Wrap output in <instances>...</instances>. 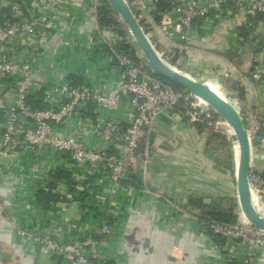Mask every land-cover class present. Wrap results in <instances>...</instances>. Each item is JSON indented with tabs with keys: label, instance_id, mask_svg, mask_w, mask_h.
I'll return each instance as SVG.
<instances>
[{
	"label": "crops",
	"instance_id": "crops-1",
	"mask_svg": "<svg viewBox=\"0 0 264 264\" xmlns=\"http://www.w3.org/2000/svg\"><path fill=\"white\" fill-rule=\"evenodd\" d=\"M92 1L69 0L54 12L49 8L54 28L47 47L37 54L27 48L19 53V58L27 61L36 55L33 62L39 80L50 84L69 80L103 93L118 85L121 69L107 47L108 38L100 28L103 25L99 24ZM7 2L0 0V12ZM234 6L230 2L224 7L220 19L213 12L208 25L201 24L192 30L188 43L164 35L159 28L160 18H156L161 36L153 32L152 42L170 65L199 74L209 86L227 88L228 81L234 80L243 87L228 72L233 70L249 77L257 55L264 52L259 49L264 19L244 43L232 14ZM251 19L254 18L250 17V22ZM105 30L112 40L121 36L108 27ZM230 55H235L237 61L231 60ZM247 81L254 82L250 77ZM252 87L254 111L264 114V85ZM10 91L9 82L0 77V116L10 100ZM244 100L246 109L251 101L246 91ZM113 114L124 121L131 114L129 103L124 100ZM153 131L148 179L163 193L146 187L122 192L110 200V183L102 174L90 178L91 192L86 199L74 195L72 200H59L47 207L38 200L39 187L52 155L40 160H1L0 205L8 210L0 208V264H71L58 255L41 252L37 236L83 238L94 228L101 210L111 215L114 225L111 235L98 237L105 264H224L223 253L216 251L214 239L203 223L194 215L188 217L185 210L190 197L211 198L213 206H223L236 191L234 172H226L224 165L216 162L204 132H198L176 113L160 114L153 123ZM18 230L25 233L19 235Z\"/></svg>",
	"mask_w": 264,
	"mask_h": 264
},
{
	"label": "built area",
	"instance_id": "built-area-1",
	"mask_svg": "<svg viewBox=\"0 0 264 264\" xmlns=\"http://www.w3.org/2000/svg\"><path fill=\"white\" fill-rule=\"evenodd\" d=\"M32 1L8 0L0 12V77L9 82L11 89L10 100L0 116V161L40 160L51 154V164L39 192L56 193L60 201L72 200L78 193H83L86 199L91 192L90 178H98L102 174L107 176L110 183L107 190L110 200L131 189L146 190L152 152V148L149 149L150 136L155 119L162 113L173 112L183 120L189 117L186 122L193 127L192 123L198 121L200 114L211 117L210 110L202 111V101L194 100L191 95L176 90L149 69L145 70L144 66H147L141 60L136 63L118 51L116 47L123 40L127 41L122 36L114 40L106 38L107 47L121 69L118 85L109 91L99 92L87 85H75L69 80L54 84L39 80L33 62L36 55L27 61L20 59L19 53L27 48L37 54L47 47L54 28L53 13L48 10L52 8L54 12L69 0ZM125 1L151 42L156 18H160L159 28L164 35L188 43L195 27L212 21L210 15L213 12L219 14L217 19H220L224 7L230 2L235 4L231 13L239 27L251 25L250 17L264 14V0ZM92 2L98 18L103 6L111 8L108 0ZM103 29L107 27L103 26ZM260 38L259 49L262 50L264 37ZM255 64V68L249 71L250 80L254 81L250 84L262 87L264 52L257 55ZM182 72L191 78L199 77L195 73ZM184 96L191 108L185 114L177 110ZM124 100L129 103L131 114L122 121L113 112L120 108ZM230 100L239 109L248 134L250 194L254 208L264 216V114L250 113L241 105L236 92H231ZM203 135L207 144L209 135L207 132ZM143 140L144 145L139 150ZM209 152L216 158L214 150ZM233 152L234 170L231 166L230 170L228 166L224 165V168L226 172L233 171L236 178L238 151L234 144ZM71 188L75 192L71 193ZM231 198L236 204V222L205 221L200 213L186 212L187 216L194 215L196 220L203 223L208 235L214 239L216 251L223 253L224 264H264V231L245 218L236 191ZM204 199L205 203L213 205V199ZM225 205L214 206L223 208ZM0 208L5 212L8 210L3 204ZM113 230L111 215L101 210L97 223L85 237L64 240L59 236L43 234L37 236V246L41 252L58 255L71 264H105L98 237L109 236ZM17 233L23 235L25 231L18 230ZM1 257L0 254V262Z\"/></svg>",
	"mask_w": 264,
	"mask_h": 264
},
{
	"label": "water",
	"instance_id": "water-1",
	"mask_svg": "<svg viewBox=\"0 0 264 264\" xmlns=\"http://www.w3.org/2000/svg\"><path fill=\"white\" fill-rule=\"evenodd\" d=\"M111 9L114 11L116 17L122 25L126 34L128 43H131L135 49L136 56L147 66V68L154 74L182 87L185 95H191L196 101H202L200 109L204 112L213 109L224 121L218 124V129L227 130L232 136V142L237 147L236 158V194L238 196L240 210L245 218L255 227L264 231V216L260 215L254 208L248 179V167L250 162V145L248 134L243 126L241 113L234 101H228L223 96L218 94L208 85L207 81L197 77L191 78L184 72L170 65L163 56L159 53L158 49L150 41L141 25L137 21L134 13L125 0H108ZM100 24V23H99ZM101 25V24H100ZM105 34L106 38L110 39L108 31L100 27ZM155 33L161 36L157 27L153 25ZM228 74L235 80H240L251 99L247 110L254 113L253 107L254 90L252 85L244 79V77L237 71L230 70ZM221 86V85H220ZM224 94L231 96V91L221 86ZM154 131L150 136L151 150L154 143ZM152 159V153H150ZM147 188L153 192L163 193L157 187L150 184L147 180Z\"/></svg>",
	"mask_w": 264,
	"mask_h": 264
},
{
	"label": "trees",
	"instance_id": "trees-1",
	"mask_svg": "<svg viewBox=\"0 0 264 264\" xmlns=\"http://www.w3.org/2000/svg\"><path fill=\"white\" fill-rule=\"evenodd\" d=\"M163 7H165L163 5ZM264 19V14L257 15L254 19H251V25H243L239 27L240 31V37L242 42H246L252 33H254L256 30V25ZM99 21L100 24H102L105 27H108L114 31H116L119 35L122 37H126L125 31L122 28L121 23L119 22L118 18L116 17L114 11L111 8H108V5L105 7L103 6L99 10ZM118 51L121 53H124L129 57V59H132L136 63H140V59L136 57L135 49L132 47L131 43H128V41L123 40L119 47H116ZM235 55H230V59L233 61L235 60ZM239 60V59H238ZM145 70H148L147 67L144 66ZM158 76L157 74H155ZM160 77L162 80L166 81L167 83L171 84L176 90L183 92L182 87ZM229 84H226V87L229 90H232L233 92L237 93V98L239 99L241 105L245 103L244 97H245V91L243 87L239 85V82H236L234 80L228 81ZM231 84V85H230ZM177 110L180 113H187L191 110L189 106V101L186 100V96H184L180 103L177 106ZM211 117H206V115L200 114L198 117V121H195L192 123L193 127L198 132H207L209 135V139L207 142L208 149H212L216 153V161L220 165L228 166V168L231 166L232 170H234V152H233V144L231 141V137L217 132L215 129V124L219 121H224L220 115H218L213 109H210ZM186 120H189V117H185ZM53 188L54 185H51ZM70 192H75L73 188H71ZM83 193H78L75 198H83ZM60 196L53 192H47L42 191L39 194V202L45 204L47 207L50 206V204L56 203L60 200ZM226 207L223 208H217L214 207L211 204H207L204 202V198H196V197H190L189 198V208L185 211H188L192 214H198L200 213V216L205 220L209 221L212 219H216L223 222H236L237 215L235 214L236 210V204L235 200L233 198H229L226 202Z\"/></svg>",
	"mask_w": 264,
	"mask_h": 264
},
{
	"label": "bare ground",
	"instance_id": "bare-ground-1",
	"mask_svg": "<svg viewBox=\"0 0 264 264\" xmlns=\"http://www.w3.org/2000/svg\"><path fill=\"white\" fill-rule=\"evenodd\" d=\"M210 86L212 87V89L214 91H216L218 94H220L225 99H227L228 101H230V97L228 95L224 94L222 87H213L212 85H210ZM201 103H203V102H201ZM234 105H235V103H234Z\"/></svg>",
	"mask_w": 264,
	"mask_h": 264
},
{
	"label": "rangeland",
	"instance_id": "rangeland-1",
	"mask_svg": "<svg viewBox=\"0 0 264 264\" xmlns=\"http://www.w3.org/2000/svg\"><path fill=\"white\" fill-rule=\"evenodd\" d=\"M198 75H199V74H198ZM202 111H203V110H202ZM217 127H218V122L215 124V129H216V131H217V132H220V133H223V134H225V135L231 137V141H232V136H231V134H230L229 131H227L226 129H225V130L218 129ZM232 144H233V142H232Z\"/></svg>",
	"mask_w": 264,
	"mask_h": 264
}]
</instances>
